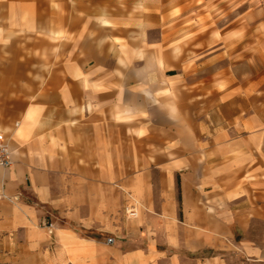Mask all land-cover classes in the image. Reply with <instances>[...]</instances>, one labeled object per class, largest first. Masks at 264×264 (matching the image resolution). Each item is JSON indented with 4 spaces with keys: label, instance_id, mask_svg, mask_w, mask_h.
Masks as SVG:
<instances>
[{
    "label": "crops",
    "instance_id": "0c3cea01",
    "mask_svg": "<svg viewBox=\"0 0 264 264\" xmlns=\"http://www.w3.org/2000/svg\"><path fill=\"white\" fill-rule=\"evenodd\" d=\"M47 1L0 0V264H264V9L238 8V79L181 70L171 8L116 41L96 8Z\"/></svg>",
    "mask_w": 264,
    "mask_h": 264
},
{
    "label": "rangeland",
    "instance_id": "374dc122",
    "mask_svg": "<svg viewBox=\"0 0 264 264\" xmlns=\"http://www.w3.org/2000/svg\"><path fill=\"white\" fill-rule=\"evenodd\" d=\"M48 6L68 7L69 9L82 8L98 10L96 17L90 18L96 20V25L104 30L111 32L116 41H121L124 37L126 28L129 27L131 14L137 13H159L161 7L171 8L169 22L165 24V30H169L175 18V23L180 22L182 36L180 38L179 48L182 59V71L189 72L199 70H212L215 66L223 65L228 68L230 75L234 73L239 78L244 79L245 75L251 72L252 64H239L243 58H238L237 51H243L236 47V33L233 30L235 26L238 8L241 16L243 13L246 17H241V21H247L249 13H259L264 9V0H48ZM59 4V5H58ZM174 15V17H173ZM163 19V18H162ZM247 23V22H245ZM224 52V58L214 60L213 63L204 64L216 52ZM246 54H253L254 50L245 49ZM261 62L255 67L261 74V95L260 103L262 105V117L264 119V52L261 51ZM245 61V60H244ZM201 65V66H200ZM237 75L234 77L237 78ZM238 85L242 82L237 81ZM234 100V97L230 99ZM238 102L247 104V97H235ZM187 101L186 97L182 101ZM201 98H198V103ZM214 101H216L214 99ZM250 103L252 97H249ZM187 107V106H186ZM182 111L183 116L188 122H196L201 125L197 127L199 134H219L214 127L212 114L206 111L197 112ZM190 115V118H189ZM240 264V263H238Z\"/></svg>",
    "mask_w": 264,
    "mask_h": 264
},
{
    "label": "built area",
    "instance_id": "2783aa9c",
    "mask_svg": "<svg viewBox=\"0 0 264 264\" xmlns=\"http://www.w3.org/2000/svg\"><path fill=\"white\" fill-rule=\"evenodd\" d=\"M13 162L12 151L8 144V141L5 135L0 132V173L3 169H6L11 166ZM130 214H135L134 211H131ZM113 238H109L108 242H112Z\"/></svg>",
    "mask_w": 264,
    "mask_h": 264
}]
</instances>
